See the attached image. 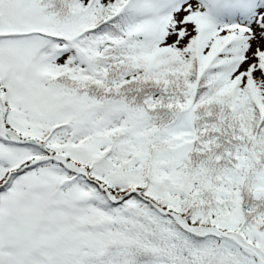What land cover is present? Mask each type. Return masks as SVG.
I'll return each mask as SVG.
<instances>
[{
	"label": "snow or ice",
	"instance_id": "1",
	"mask_svg": "<svg viewBox=\"0 0 264 264\" xmlns=\"http://www.w3.org/2000/svg\"><path fill=\"white\" fill-rule=\"evenodd\" d=\"M0 264H264V0H0Z\"/></svg>",
	"mask_w": 264,
	"mask_h": 264
}]
</instances>
